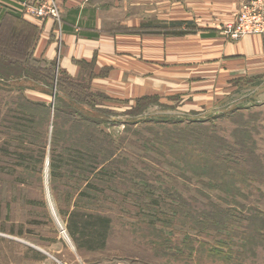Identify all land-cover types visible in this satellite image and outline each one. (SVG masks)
I'll list each match as a JSON object with an SVG mask.
<instances>
[{
	"label": "rangeland",
	"instance_id": "rangeland-1",
	"mask_svg": "<svg viewBox=\"0 0 264 264\" xmlns=\"http://www.w3.org/2000/svg\"><path fill=\"white\" fill-rule=\"evenodd\" d=\"M233 1L232 21L212 31L198 28L196 15L213 11L215 18L232 0L92 3L107 33L141 19L136 34L164 38L155 48L162 54L167 38L264 37V0ZM180 11L192 20L174 21ZM242 15L262 32L239 30ZM52 65L28 68L31 77L37 73L26 88L36 89V102L22 88L0 91V264H33L32 247L59 243L64 250L71 242L84 264H264V75L235 72L221 85L184 94L143 78L141 91L150 94L137 98L126 97L129 89L94 87L93 75L71 80ZM238 144L249 161L258 160V172L233 173ZM219 151L229 155L228 169L215 177L200 159ZM103 219L101 246L90 235ZM70 255L60 253L68 262Z\"/></svg>",
	"mask_w": 264,
	"mask_h": 264
},
{
	"label": "crops",
	"instance_id": "crops-1",
	"mask_svg": "<svg viewBox=\"0 0 264 264\" xmlns=\"http://www.w3.org/2000/svg\"><path fill=\"white\" fill-rule=\"evenodd\" d=\"M43 2L55 4L60 12L58 20H40L24 8H19L22 3L32 6ZM7 4H13V7L8 8ZM235 4H238L237 1L232 0L231 9L226 8L215 18L211 13L213 11L200 12L194 19L198 28L212 31L220 24L232 21L237 13ZM102 18L99 6L93 5L92 0H34L33 3L28 0H0V91L14 93L22 88L25 99L30 100L39 95L35 88L33 91L26 90L32 84L30 82L35 85L37 82L27 73L28 33L31 43L30 67L45 61L54 64L57 73L71 80L93 75L94 87H115L122 94L129 89L131 95L124 93L126 97L149 95V91H141L144 89L142 86L147 80L154 82L156 78L167 83L166 86L183 90L179 94H184L189 90L195 93L204 91L198 88L205 86L211 89L215 81L220 84L230 80L235 72L264 75V37L246 36L229 41L225 37L179 36L165 39L168 51L164 50L161 54L155 48L162 44L164 38L140 37L136 34L141 19L120 23L128 31V34H124L123 29L107 33ZM173 18L180 22L192 20L182 11L175 13ZM192 45L195 49L191 47L188 53L187 47ZM160 54L162 64L156 67L155 62ZM86 68L90 69L86 71ZM140 71L146 76H139ZM65 248L62 250L59 243L52 248L32 247L38 257L33 264H84L72 242ZM63 252L73 256L70 262L60 256Z\"/></svg>",
	"mask_w": 264,
	"mask_h": 264
},
{
	"label": "trees",
	"instance_id": "trees-1",
	"mask_svg": "<svg viewBox=\"0 0 264 264\" xmlns=\"http://www.w3.org/2000/svg\"><path fill=\"white\" fill-rule=\"evenodd\" d=\"M19 8H21V7H19ZM167 34H171V35H181V34H183V33H175V32H173V33H167ZM27 43H26V62L28 63V67L29 68H31L30 67V65H29V63H30V59H29V51H30V48H31V43H30V41H29V38H28V40L26 41ZM22 50V49H21ZM22 52V51H21ZM21 62H23L22 60H21ZM43 63L45 64L46 62L45 61H43ZM43 63H41V64H43ZM38 64V63H37ZM53 66V67H52ZM51 67H52V69L54 70L55 69V67H54V65H52ZM30 70V69H29ZM36 71V69H34V72H33V78H36L37 77V73L35 72ZM50 73H52L53 71L52 70H50L49 71ZM27 73H29L28 72V70H27ZM30 76H31V74H30ZM236 147H237V145H236ZM238 147H240V148H242V150L239 148L238 150L236 149V150H234V153H233V155H242V156H240V157H237L236 158V164H235V168L236 169H234L233 170V173L234 174H237V172H241L244 168H249L250 166L251 167H255L254 168V171L255 170H257V172L261 169V166H260V168H259V165H260V163H256L258 160H253L252 162H254L255 164H253L251 161H249V158L251 157L250 155L248 156V157H246V155H248L249 153H246L247 152V148H246V145H244V144H238ZM210 148H212V147H210ZM217 147H213V149L215 150ZM245 150H246V152H245ZM218 151V150H217ZM244 151V152H243ZM227 152H229V151H227ZM230 154H232V153H230ZM232 155V156H233ZM231 157V156H230ZM227 158H229V155L227 154L226 156H224V155H222V153L219 151L218 153H212V154H209L208 155V157H206V159H200V161H202L203 163H204V165L206 164V165H208V167L209 168H211L213 171H216V173H213L214 175H217V176H215V177H218L219 176V173H224V174H227V172H225L224 170H226V165H224V163H225V161L226 160H228ZM210 160V161H209ZM211 161H213V163L211 162ZM221 162V163H220ZM238 163V164H237ZM228 169V168H227ZM252 175H253V173H252ZM233 175H231V177H232ZM96 224H98L97 222H94L92 225H96ZM263 224H264V222H263ZM99 225H101V226H99V232H92V234L90 235V237L91 236H93L94 237V239H92V240H90V242H93V243H99V244H101V246H103L104 245V241H105V239H106V235H107V229H108V221L107 220H105V219H103L101 222H99ZM221 225V224H220ZM217 228H219V227H217ZM70 233H71V235H75V234H77L75 231L73 232L72 230L70 231ZM81 235L82 236H85V235H87L86 233H81ZM89 237V236H88ZM90 245V244H89ZM91 246V245H90Z\"/></svg>",
	"mask_w": 264,
	"mask_h": 264
},
{
	"label": "built area",
	"instance_id": "built-area-1",
	"mask_svg": "<svg viewBox=\"0 0 264 264\" xmlns=\"http://www.w3.org/2000/svg\"><path fill=\"white\" fill-rule=\"evenodd\" d=\"M22 8H24L30 15L35 18L43 20L44 18L50 17L53 19H58L57 8L53 3H37L36 5H29L27 3L20 4ZM254 18L251 16L242 15L238 20V29L243 33L248 31V33H261L259 29H256L254 26Z\"/></svg>",
	"mask_w": 264,
	"mask_h": 264
}]
</instances>
